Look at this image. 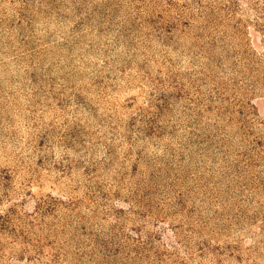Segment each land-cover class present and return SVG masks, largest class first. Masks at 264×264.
<instances>
[{
  "label": "rangeland",
  "instance_id": "rangeland-1",
  "mask_svg": "<svg viewBox=\"0 0 264 264\" xmlns=\"http://www.w3.org/2000/svg\"><path fill=\"white\" fill-rule=\"evenodd\" d=\"M0 264H264V0H0Z\"/></svg>",
  "mask_w": 264,
  "mask_h": 264
}]
</instances>
